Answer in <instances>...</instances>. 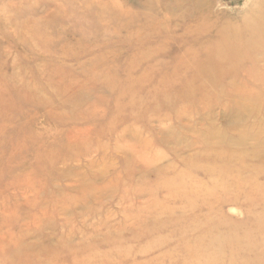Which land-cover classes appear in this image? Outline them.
<instances>
[{
    "label": "rangeland",
    "instance_id": "obj_1",
    "mask_svg": "<svg viewBox=\"0 0 264 264\" xmlns=\"http://www.w3.org/2000/svg\"><path fill=\"white\" fill-rule=\"evenodd\" d=\"M250 2L0 0V264H264Z\"/></svg>",
    "mask_w": 264,
    "mask_h": 264
},
{
    "label": "bare ground",
    "instance_id": "obj_2",
    "mask_svg": "<svg viewBox=\"0 0 264 264\" xmlns=\"http://www.w3.org/2000/svg\"><path fill=\"white\" fill-rule=\"evenodd\" d=\"M241 17L245 22L244 25L225 21V25L228 26V28L227 31L221 32L222 37L220 38V42L222 45L227 41L228 43L231 42V39H233L231 36H239L240 38L244 36L247 40L252 38L254 41H251L253 42L251 45H257V42L259 43V41L264 40V0H251L249 9H247V12L243 14V16L241 15ZM249 44L248 46H250ZM240 46L241 44L238 42L233 48L239 51ZM248 55L252 57V64H256V61H259L255 52L251 51ZM250 56L248 58L249 60ZM261 69H264V65Z\"/></svg>",
    "mask_w": 264,
    "mask_h": 264
}]
</instances>
